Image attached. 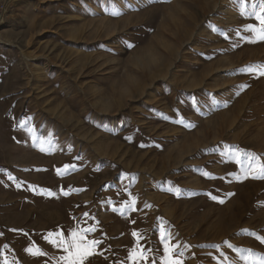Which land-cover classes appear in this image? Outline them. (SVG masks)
<instances>
[{
    "label": "rangeland",
    "instance_id": "obj_1",
    "mask_svg": "<svg viewBox=\"0 0 264 264\" xmlns=\"http://www.w3.org/2000/svg\"><path fill=\"white\" fill-rule=\"evenodd\" d=\"M253 4L0 0V264H264Z\"/></svg>",
    "mask_w": 264,
    "mask_h": 264
},
{
    "label": "snow or ice",
    "instance_id": "obj_2",
    "mask_svg": "<svg viewBox=\"0 0 264 264\" xmlns=\"http://www.w3.org/2000/svg\"><path fill=\"white\" fill-rule=\"evenodd\" d=\"M260 11H256V4L252 5V11L245 13L242 11L241 14L254 15L258 21L259 26L249 24L245 26V30H251L256 39L264 41V0H258ZM247 71H256L255 69H245ZM260 75H264V70L259 72ZM43 150V149H42ZM235 156L237 157L236 162L242 166V171L245 177L249 175L255 178H264V164L259 163L260 157L255 156L253 153H242L240 150H235ZM241 156H246L248 165L243 166V161L240 159ZM256 161L255 164L252 162ZM67 194V193H65ZM223 203V201H220ZM134 204V201L131 202ZM131 206V204L129 205ZM88 231H94V229H88ZM136 232H133V236H137ZM162 242L164 243V264H182L179 260V256L183 255V252L176 253L174 246H170L167 242L168 236L164 230L161 231ZM98 241H85L83 233H77L75 230L72 232L71 238L68 241L61 240L58 246H62L66 255L61 256L60 260L63 264H84L88 257L93 255V250ZM143 259H147L144 255V251L138 254ZM176 257V258H174Z\"/></svg>",
    "mask_w": 264,
    "mask_h": 264
}]
</instances>
